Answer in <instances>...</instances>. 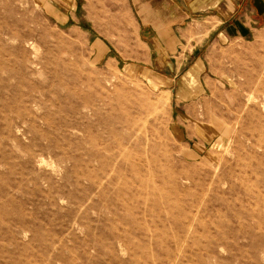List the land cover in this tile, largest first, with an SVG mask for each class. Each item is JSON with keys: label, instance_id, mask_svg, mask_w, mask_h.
Segmentation results:
<instances>
[{"label": "rangeland", "instance_id": "1", "mask_svg": "<svg viewBox=\"0 0 264 264\" xmlns=\"http://www.w3.org/2000/svg\"><path fill=\"white\" fill-rule=\"evenodd\" d=\"M133 27L0 0V264H264V19L176 77Z\"/></svg>", "mask_w": 264, "mask_h": 264}, {"label": "crops", "instance_id": "2", "mask_svg": "<svg viewBox=\"0 0 264 264\" xmlns=\"http://www.w3.org/2000/svg\"><path fill=\"white\" fill-rule=\"evenodd\" d=\"M126 4L136 42L144 51L136 61L173 71L175 77L195 73L192 69L202 64L201 48L209 39L218 44L244 41L261 30L264 19L263 0H126Z\"/></svg>", "mask_w": 264, "mask_h": 264}]
</instances>
